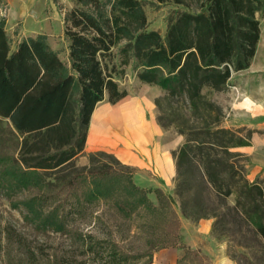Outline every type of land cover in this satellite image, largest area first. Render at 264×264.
Segmentation results:
<instances>
[{
	"label": "trees",
	"instance_id": "1",
	"mask_svg": "<svg viewBox=\"0 0 264 264\" xmlns=\"http://www.w3.org/2000/svg\"><path fill=\"white\" fill-rule=\"evenodd\" d=\"M73 1L64 18L67 64L43 36L11 50L0 13V141L12 148L0 157V187L10 203L22 196L11 205L27 223L66 235L71 246L44 256L41 244L6 224L4 264H151V251L129 255L111 237L77 226L99 201H113L128 220L140 212L167 216L174 231L160 248L192 252L178 242V216L160 189L155 207L132 182L131 168L103 151L87 154L86 166L74 163L95 107L128 96L105 61L115 48L120 66L133 63L140 83L165 92L154 100L156 122L183 139L172 152L180 215L211 219V235L228 241L226 255L236 264H264V188L247 180L246 158L234 151L250 144L251 132L223 128L212 99L255 55L264 0H154L185 9L169 18L164 37L147 30L141 0Z\"/></svg>",
	"mask_w": 264,
	"mask_h": 264
},
{
	"label": "rangeland",
	"instance_id": "2",
	"mask_svg": "<svg viewBox=\"0 0 264 264\" xmlns=\"http://www.w3.org/2000/svg\"><path fill=\"white\" fill-rule=\"evenodd\" d=\"M141 1L143 6L142 9L147 18V30L157 31L161 37L165 35L169 18L179 13V11L185 10L179 7V5H175L171 2L160 4L154 0ZM0 2V13L5 19L4 29L11 50H13L16 44L23 38L43 36L51 48L58 53L59 58L67 64L68 40L64 35V18L75 6L73 0H0ZM258 19L261 35L259 55L264 56V13L259 15ZM117 51V48L113 49L110 55L105 58V61L109 69L112 66L115 67L116 74L114 75V80L120 89L126 90L130 96L144 95L153 102L156 98H161L165 94L163 90L156 86L140 83L135 77L133 63L127 66H120ZM261 56H257V62H262L263 58ZM103 104L107 103L104 102ZM149 115L150 117L155 116L156 119L158 115L157 109L155 108L152 114ZM149 115H147V119ZM2 125L5 126V121H2ZM163 133L166 140L173 145L176 144V149L181 145L183 139H180L173 128L163 129ZM177 140L179 143H176ZM103 142L105 144L110 143V141L105 138ZM7 145L9 144L0 141V157L12 151V148H8ZM103 152L112 154L118 159L116 155L109 151L104 150ZM85 158L87 160V155H85ZM101 162L109 163L110 160L103 158ZM1 168L2 164H0V169ZM112 168L114 169L117 167L112 166ZM130 168L134 185L143 189L152 205L158 207V201L153 192L155 189L154 186L160 185L156 177H153L151 173L139 171L132 167ZM174 187L175 181L172 189L168 190L166 187L161 191L171 201L172 208L179 219V203L177 197L174 195ZM82 193L83 190L81 188L76 192L77 195H82ZM5 194V189L0 187V264H4L2 229L6 224H10L17 231L24 233L30 240H34V242L36 241L38 244H41L44 256L55 252L57 254H62L69 251V247H71L70 239L66 235L36 230L24 220V210L21 207L15 208L11 205L15 201H20L22 196L18 193L13 195L12 203H10L6 199ZM72 194H75V192H72ZM229 202L231 203V200H229ZM84 215L85 219L77 222V226H79L83 233L94 231L100 237H111L120 247H123L129 255L144 249L149 250L152 252L151 264L153 255L159 250L164 249L160 248L161 244H163L174 231L167 216H160L159 214L150 215L145 212H140L134 215L131 220L125 219L123 214L116 209L113 201L95 202L87 207ZM179 227L177 230L178 237ZM218 240L220 243L225 244L226 252L229 246L228 241L226 239ZM179 250L180 255L177 259L179 264L209 263L208 258L200 254L199 251L191 250V253L185 254L184 250ZM193 252H197L198 256L194 255ZM74 254L77 255L78 252Z\"/></svg>",
	"mask_w": 264,
	"mask_h": 264
},
{
	"label": "crops",
	"instance_id": "3",
	"mask_svg": "<svg viewBox=\"0 0 264 264\" xmlns=\"http://www.w3.org/2000/svg\"><path fill=\"white\" fill-rule=\"evenodd\" d=\"M260 42L261 35L248 68L232 73L226 89L214 93L212 99L223 111V128L251 132L250 144L234 151L246 158L247 180L264 188V56L259 55ZM257 56L262 62H257ZM103 103L91 115L85 146L75 165L86 166L85 155L105 150L123 164L155 176L160 184L155 188L172 189L176 175L172 152L177 146L164 138L155 116L150 117L154 102L144 95H128L115 105ZM104 138L110 143L105 144ZM179 222V242L186 248L205 255L208 264H236L226 255L225 244L211 235V219L193 223L179 215ZM179 255L177 248H164L153 255L152 264H176Z\"/></svg>",
	"mask_w": 264,
	"mask_h": 264
}]
</instances>
